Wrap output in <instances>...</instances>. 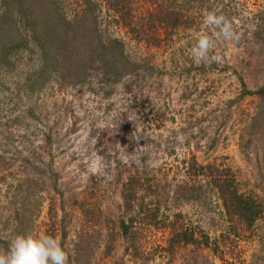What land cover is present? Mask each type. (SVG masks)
Segmentation results:
<instances>
[{
  "label": "rangeland",
  "instance_id": "obj_1",
  "mask_svg": "<svg viewBox=\"0 0 264 264\" xmlns=\"http://www.w3.org/2000/svg\"><path fill=\"white\" fill-rule=\"evenodd\" d=\"M91 1L0 0V251L48 234L68 264H264V0H130L140 22L158 1L193 18L151 44ZM201 32L219 63L191 59ZM208 164L258 204L250 226Z\"/></svg>",
  "mask_w": 264,
  "mask_h": 264
},
{
  "label": "trees",
  "instance_id": "obj_2",
  "mask_svg": "<svg viewBox=\"0 0 264 264\" xmlns=\"http://www.w3.org/2000/svg\"><path fill=\"white\" fill-rule=\"evenodd\" d=\"M103 1L106 3V6L109 9L113 10L116 13L119 21L128 29L129 32H131L134 37H139L140 35L144 34L146 36L145 40L149 44L153 43V41L155 43H160L161 41L156 34L153 36L152 40H150V38H148L147 36L149 31L157 32L158 29L162 28L164 32L167 33L177 26H187L193 21V18L184 14L182 10H179L178 8L174 9L164 7L158 1V3L153 2L154 9L147 8L145 20H141L140 22L137 20L139 18H134L130 0ZM86 2L92 3L91 0H86ZM39 32V30L34 31L33 37L38 38ZM16 41H20V39ZM40 49L41 51H43L44 48L40 47ZM110 56L117 57L118 55L110 53ZM111 62L113 63L114 61ZM258 92L264 93V86H262ZM207 168H211L209 164L206 166V169ZM207 172L208 174L206 175H208L209 177L208 183L218 189L219 195L223 200L226 212L229 215L232 214L236 217L243 218L245 225L250 226L260 212L258 204L251 198L245 197L237 192L235 185L232 183L233 180L231 178V175L226 170H220L214 167L211 168L210 171L207 170ZM129 186H132L131 182ZM123 196L127 200V197L125 195ZM129 227V223L125 224L123 221H121V231L123 235L127 236L126 233H128ZM130 237L132 238L131 235ZM171 241L172 243H190L194 242L195 239L193 236V232L191 230H188L187 228H184L179 231L174 230L172 232ZM205 242L207 243L206 240Z\"/></svg>",
  "mask_w": 264,
  "mask_h": 264
},
{
  "label": "clouds",
  "instance_id": "obj_3",
  "mask_svg": "<svg viewBox=\"0 0 264 264\" xmlns=\"http://www.w3.org/2000/svg\"><path fill=\"white\" fill-rule=\"evenodd\" d=\"M203 24L206 29L213 28L215 36L225 41L235 43L241 38V34L233 27L231 21L216 10L205 13ZM192 40L194 42L190 47V56L195 64L209 66L213 62H220V55H211L216 47L211 35L201 32L194 34ZM68 262V252L57 238L48 234H14L8 242L7 249L0 251V264H68Z\"/></svg>",
  "mask_w": 264,
  "mask_h": 264
}]
</instances>
